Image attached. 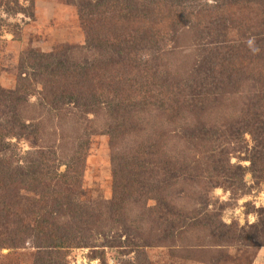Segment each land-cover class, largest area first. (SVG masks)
<instances>
[{"label":"rangeland","instance_id":"obj_1","mask_svg":"<svg viewBox=\"0 0 264 264\" xmlns=\"http://www.w3.org/2000/svg\"><path fill=\"white\" fill-rule=\"evenodd\" d=\"M82 1L0 0V132L6 137L4 144L0 142V166H5L0 177V210L4 209L0 213V264L51 263L48 256L53 250L34 232L37 216L32 217L33 206L28 199L41 208L42 227H58L82 242L58 251L56 256L63 264H264V181L245 170L234 184V177L224 172L228 165L251 166L255 139L249 133L231 141L220 138L228 119L242 117L243 108L254 98L257 89L253 80L244 83L232 97L236 105L225 102L214 110L210 105L201 117L199 122L207 124L205 129L212 131L216 141L206 148L185 142V134L177 133L178 126L163 116L154 100L136 99L135 89L128 95L138 105L127 117L128 124L137 127H128V132L118 128L114 108L106 105L113 101L108 92L112 88L105 83L104 90L101 85L109 77L107 72L102 78L83 74L82 88L63 90L66 98L62 109L48 105L39 92L22 98L17 95L21 77L33 84L40 79L37 74L46 67L39 57L42 53L75 47L74 56L88 53L90 61L94 58L86 47L88 37L82 22L86 9ZM110 1L104 6L107 15L123 12L124 0ZM111 4H115L113 13ZM184 6L194 18L199 15L216 24L222 41L226 33L240 40L233 28L239 15H232L234 11L243 12L241 20L249 27L245 36L254 38L257 48L264 51V41L258 42L264 36V27L257 24V19L264 23V0H213L211 4L208 0H186ZM202 31L205 35L208 30L198 25L181 27L174 39L160 42L162 58L166 57L163 61L166 67H172L171 74L184 60L177 59L176 53L189 56L196 52L197 36ZM147 44L149 53L150 42ZM139 53L140 65L147 63L149 56ZM35 86L38 91L43 89L41 84ZM193 114L188 111L180 123L187 126L196 122ZM20 120L26 126L37 124L38 132L31 133ZM11 125L13 130L9 132L6 127ZM108 133L113 135V142ZM205 133H199L198 138ZM149 146L157 153L153 162L164 168L151 179L173 183L168 182L165 191L171 202L169 217L153 209L155 198L147 203L138 200L126 184L128 178L120 176L122 164ZM39 155L47 170L68 173L64 179L48 183L54 189L42 188L54 194L55 203L44 199L45 191H29L28 178H24L22 171L26 172L28 166L37 169ZM78 173L81 177H74ZM12 176H18L25 186L14 183ZM76 203L87 211H77ZM9 207L12 210L7 212ZM250 216L255 217L253 222H249Z\"/></svg>","mask_w":264,"mask_h":264},{"label":"trees","instance_id":"obj_2","mask_svg":"<svg viewBox=\"0 0 264 264\" xmlns=\"http://www.w3.org/2000/svg\"><path fill=\"white\" fill-rule=\"evenodd\" d=\"M128 1L130 4H128ZM82 2L84 3L82 8L87 10H84L82 15V22L88 37L86 47L90 52H93L94 58L90 61L88 53L74 56L76 50L73 52L72 49L75 47H68L65 51L54 54L42 53L39 57L44 59L42 65L46 67L40 68L37 75H41V77L34 84L28 78H20L19 88L16 91L20 98L27 94L39 92L48 105L62 109L63 98H66L63 95V90L68 91L71 87L82 88L83 85L81 84L85 80V76L92 74L93 77L98 74L102 78L107 72L109 77L101 85L104 90H107L105 83L112 88L108 92L112 93L113 101H109L110 104L106 105L110 110L112 109L111 105L114 108L112 110L118 118V128L127 130L128 127L132 126L128 124L130 118L127 117V114L138 104L130 101L132 95H128V91L135 89L138 96L136 99H144L142 102L146 99L154 100L153 104L163 112V116L170 123L178 126L177 133L181 134L182 132L185 134L183 135L185 142L196 143L200 148H206L207 144L216 141H214L215 136L212 131L209 128L205 129L207 124L199 122L201 117L207 113L210 105H214L211 107L214 110L219 107L218 105L221 106L225 102L232 103V97L237 94L242 85L248 83L249 80H253L252 84L257 89L254 98L243 108L242 117L228 119L220 138L224 139L225 142L226 138L231 141L235 137H243L245 133L252 135L255 139V147L252 151L251 166L249 168L241 166L235 168L228 165L224 172L228 173L229 178L234 177V184H236L239 177L242 178L245 170L251 171L255 178L264 181V51L259 50L253 53L249 48L247 43L249 38L245 36L249 31V27L247 28L244 20H241L243 12L237 14L234 11L232 15L233 18H235V15H239L235 19L237 22L234 23L233 28H235L240 40L232 38L229 35L230 33H226L224 41H222L220 39L222 35L217 30L218 26L208 23L199 15L194 18V13L187 11L184 6L186 0H150L148 4L141 3L138 0H124L122 5L125 8L122 13H117V15L113 13L115 4H111V6H114L111 11L113 14L107 15L108 10H104V6L110 4V0H98L97 2L84 0ZM225 3L229 4L227 1ZM119 4L121 5V3ZM227 9L228 7L225 8L226 12ZM257 24L259 27H264L261 20L257 19ZM196 25L206 28L208 30L207 34L203 35L206 31L198 34L197 46L199 48L196 52L189 56H181L180 52L179 56V53H176L178 55L177 59L184 60L181 66L175 70L173 69L174 73L171 74V66L166 67L163 61L166 57L162 58L163 48L159 47L160 42L166 38L174 39L175 34L181 27ZM261 40L264 41V36H261L258 42ZM149 42L151 51L147 53L149 51L147 43ZM255 47H257L256 44ZM143 50H146V52H143ZM140 51H142L141 56L143 54L149 56L148 62L142 65H140L139 56H137V54L140 55ZM170 55L173 54L169 53L168 56ZM47 61L48 64H46ZM108 65L110 66L107 68ZM127 74L131 75L128 77ZM138 77H140L139 80H137ZM37 83L43 86L41 91H38L37 86H35ZM258 83L259 86H257ZM96 105H101V103L97 102ZM233 105H236V103ZM188 111L195 112L193 115L197 116L198 119L193 124L190 123L184 126L180 123V120L185 118ZM20 122L21 125L24 124L21 120ZM134 125L131 128L137 127L136 124ZM22 126L30 130L31 133L38 132L37 124L36 126L35 124ZM6 128L11 132L13 125ZM230 128L232 129L231 132H229ZM129 130L130 128L127 132ZM9 132V135H13ZM201 132L205 133L202 139L198 138ZM108 134L113 142V135ZM223 136L224 138H222ZM5 138L1 131L0 142L2 144L5 143ZM206 151L210 152V148ZM156 155L157 153L153 151L151 146L138 151L133 159H129L122 164L120 168L122 174L120 176L128 178L129 183L126 184L132 187V192L134 195L137 194L138 200L147 203L151 197L155 198L156 206L153 209L168 216L171 202L168 200L165 191L168 182L173 183L171 180L155 183L151 179L152 176H155L154 173L156 174V172L164 169L163 166L153 162V157ZM40 157V155L37 156V162L35 161L37 169L28 166L26 172H22L26 175V177H23L28 178L29 191L37 192L40 190L43 193L45 188L54 189L52 185L48 184L51 180L64 179L68 173L67 171L58 173L52 169L47 170V164L44 166L41 163L43 158ZM206 164L209 165L208 162ZM4 167L0 166V177L2 178ZM219 172L222 174L221 170ZM77 176L81 177L80 173L74 177ZM166 177L167 179L171 178V175L166 174ZM12 178L14 183L24 185L23 180H20L18 176H12ZM75 184H78V182H75ZM45 192L47 194L43 195L44 199L55 203L54 194L51 191ZM26 198L25 196L22 197V199ZM28 200L33 206L32 217L37 216L34 232L44 242L43 244H47L48 249L53 250L49 256L47 255L51 259L50 264H63L64 262L56 256L58 251L69 249L72 246H79L82 242L76 236H72V239L71 236L63 233L58 227L53 226L47 229L42 227L41 208L35 202H31L33 199ZM11 208H6V211L10 212ZM75 208L82 213H85L88 209L82 205L78 206L77 203ZM3 210L1 209L0 213ZM145 213H147L146 210ZM172 228H176L175 224ZM39 247H42V245Z\"/></svg>","mask_w":264,"mask_h":264},{"label":"clouds","instance_id":"obj_3","mask_svg":"<svg viewBox=\"0 0 264 264\" xmlns=\"http://www.w3.org/2000/svg\"><path fill=\"white\" fill-rule=\"evenodd\" d=\"M208 3H213V0H208ZM247 43H248V46H249V48L253 51V53H256V52H258L259 51V49L257 48V47H255V42H254V38H252V39H249L248 41H247ZM219 191V190H218ZM241 203H243V201H241ZM257 206H259V205H257ZM254 219H255V217H249V222H253L254 221ZM226 222H228V223H230V221H227L226 220ZM241 223H243V219H241Z\"/></svg>","mask_w":264,"mask_h":264}]
</instances>
